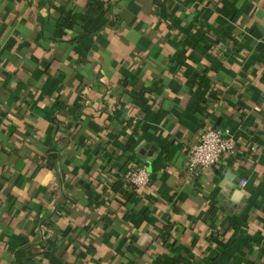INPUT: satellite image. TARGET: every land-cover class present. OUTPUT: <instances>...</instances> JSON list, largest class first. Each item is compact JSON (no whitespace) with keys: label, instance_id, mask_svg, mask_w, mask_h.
<instances>
[{"label":"crops","instance_id":"crops-1","mask_svg":"<svg viewBox=\"0 0 264 264\" xmlns=\"http://www.w3.org/2000/svg\"><path fill=\"white\" fill-rule=\"evenodd\" d=\"M156 1L0 0V264H264V0Z\"/></svg>","mask_w":264,"mask_h":264},{"label":"built area","instance_id":"built-area-1","mask_svg":"<svg viewBox=\"0 0 264 264\" xmlns=\"http://www.w3.org/2000/svg\"><path fill=\"white\" fill-rule=\"evenodd\" d=\"M237 141L228 130L202 129L197 140L189 147L184 163L185 174L196 178L201 172L211 170L223 157H234ZM123 186L138 189L149 182V174L144 168H134L122 174Z\"/></svg>","mask_w":264,"mask_h":264},{"label":"trees","instance_id":"trees-1","mask_svg":"<svg viewBox=\"0 0 264 264\" xmlns=\"http://www.w3.org/2000/svg\"><path fill=\"white\" fill-rule=\"evenodd\" d=\"M87 1V5L88 6H90L91 4H93V5H95V8L98 10L100 7H99V4H100V0H86ZM155 3L157 2L156 0H153ZM164 1L165 0H162V2H163V4H164ZM178 2H177V4L175 5V8H176V6H178ZM87 7V6H86ZM174 9V8H173ZM172 9V10H173ZM155 14H156V16L158 17L159 15L160 16H163V17H166L167 15H161V12H160V10L158 9V8H156L155 9ZM82 107V106H81ZM52 123H55V124H57V129H58V131H62V132H66L67 130H68V128H69V126H70V124H66V125H64V124H61V123H59L58 121H57V119L55 118V119H52ZM78 140H81V138H78ZM129 143H130V141H129ZM128 149H129V145H128V143H126V144H124L123 145V152H126V151H128ZM124 162H126V161H124ZM123 167L124 166H126L127 167V165H125L124 163H123V165H122ZM129 167V166H128ZM131 190V193H134L135 191H137V189H134V188H131L130 189Z\"/></svg>","mask_w":264,"mask_h":264}]
</instances>
